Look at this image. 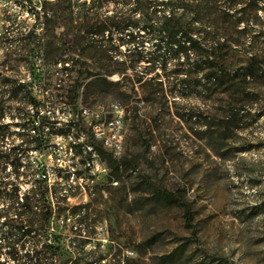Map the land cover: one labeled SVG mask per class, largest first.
I'll use <instances>...</instances> for the list:
<instances>
[{"label":"rangeland","instance_id":"obj_1","mask_svg":"<svg viewBox=\"0 0 264 264\" xmlns=\"http://www.w3.org/2000/svg\"><path fill=\"white\" fill-rule=\"evenodd\" d=\"M68 2V9L78 12L72 0ZM55 3L48 5L43 39L51 31L60 36L66 30L62 17L67 13L63 14ZM110 9V5L102 7ZM15 45L0 39V77H22L30 85L36 84L37 99L50 101L49 109L54 111L57 125L63 128L64 135L69 130L73 141H93L90 127L79 115L80 108L93 111L94 106L111 108L117 104L125 111L118 158L99 151L95 143L98 150L93 156L94 164L106 173L89 178L83 187L66 182L65 199L59 206L80 207L76 209L78 227L90 235L82 233L81 250L74 254L70 244L73 236L64 233L62 261L70 264L77 258L97 264H264V88L255 90L256 101H227L222 94L209 98L202 90L168 84L172 77L157 71L163 79L162 92L156 85L157 92L151 94L132 85L128 76L118 90L86 88L91 76L79 79V94L73 100L64 91L56 90L58 80L54 78L30 81L31 72L56 69L59 64L43 61L41 54L34 56L35 53L27 58L30 63L16 62L12 59ZM32 45L21 52L28 53ZM79 60L81 67L93 72L111 63L105 56L97 60L87 50ZM119 78L117 73L108 76L110 81ZM43 87L47 92L41 91ZM66 106L71 107V114L63 110ZM232 106L248 110L249 115L242 118L234 132L224 136L217 126ZM73 141L53 135L45 149L28 154L33 165L38 162L48 169L49 187L54 185L57 173L66 175L67 166L76 162L68 150ZM81 156L85 154L81 152ZM26 184L20 182V187ZM156 188L174 193L178 201L162 199ZM53 200L50 199V226L57 234L63 229L62 216H57ZM181 202L190 210L192 227L185 224ZM67 217L63 220L70 224Z\"/></svg>","mask_w":264,"mask_h":264},{"label":"trees","instance_id":"obj_2","mask_svg":"<svg viewBox=\"0 0 264 264\" xmlns=\"http://www.w3.org/2000/svg\"><path fill=\"white\" fill-rule=\"evenodd\" d=\"M55 4L67 13L59 15L66 30L60 36L51 31L44 39L20 38L12 59L30 63L27 58L35 53L43 61L59 64L56 69L31 72L30 81L54 78L58 80L56 90L70 99L79 94V79L91 76L86 88L118 90L128 76L132 85L151 94L157 92L156 85L162 92L163 79L157 71L172 77L168 84L202 90L209 98L222 94L227 101H256L255 90L264 88V0H89L81 2L75 14L68 9V0ZM107 5L112 9L102 10ZM30 43L28 53H22ZM85 50L111 63L89 71L79 60ZM113 73L120 78L110 81L108 76ZM35 85L22 77H0V264H66L60 259L61 236H73L70 244L76 254L81 250L82 233L90 235L78 227L76 209L80 207L59 206L65 199L63 186L49 187L45 166L33 165L28 156L45 149L50 136L64 135L49 109L50 101L37 99ZM243 108L232 106L224 115L217 126L224 136L249 115ZM20 182L28 184L21 188ZM156 192L164 200L178 201L167 190L156 188ZM51 198L57 216H62L63 229L57 234L50 226ZM181 205L185 224L192 227L190 210L185 203ZM67 216L70 224L63 220ZM70 264L97 263L74 258Z\"/></svg>","mask_w":264,"mask_h":264},{"label":"built area","instance_id":"obj_3","mask_svg":"<svg viewBox=\"0 0 264 264\" xmlns=\"http://www.w3.org/2000/svg\"><path fill=\"white\" fill-rule=\"evenodd\" d=\"M56 0H0V39L3 42L17 43V41L26 36L33 38H42L43 29L48 16V5ZM89 2V0H72V6L78 5L81 2ZM2 26L5 27L2 30ZM71 114L70 106L64 107ZM59 112V109H56ZM79 115L84 124L90 127L92 140L78 143L73 141L72 136H69V130L66 135L60 138L72 139L71 147H69V154L76 158V162H72L65 170L66 175L57 173L55 175V183L63 186V194H66V182H72L74 185L83 187L89 178L100 177L105 174L100 165L94 164L93 150H98L95 143L99 144V149L103 153L118 158L119 137H117V130L125 118V111L123 107L113 104L111 108H96L94 111H87L86 108H80ZM70 129V128H69ZM83 137V136H81ZM76 139V137H75ZM81 152L85 154L82 158ZM46 168V167H45ZM60 172L62 170L60 169ZM48 169L46 168V176ZM44 177V176H42Z\"/></svg>","mask_w":264,"mask_h":264},{"label":"bare ground","instance_id":"obj_4","mask_svg":"<svg viewBox=\"0 0 264 264\" xmlns=\"http://www.w3.org/2000/svg\"><path fill=\"white\" fill-rule=\"evenodd\" d=\"M97 108H102L101 106H98ZM88 111V110H87ZM94 111V110H93ZM123 127V122L119 125V128L117 130V137H119V147H118V154L120 153L121 151V129ZM93 156L95 157L96 156V151L93 150Z\"/></svg>","mask_w":264,"mask_h":264}]
</instances>
